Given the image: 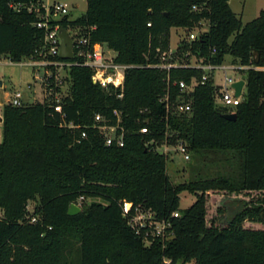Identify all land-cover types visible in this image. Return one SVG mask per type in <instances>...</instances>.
<instances>
[{"label": "trees", "instance_id": "1", "mask_svg": "<svg viewBox=\"0 0 264 264\" xmlns=\"http://www.w3.org/2000/svg\"><path fill=\"white\" fill-rule=\"evenodd\" d=\"M11 1L30 0H0V57L20 62L42 47L43 31L34 25V13L12 10ZM202 23L206 29L190 40ZM61 25L80 27L112 49L116 62L141 67L125 70L121 97L93 83L88 66L71 65L69 95L59 111L52 101L3 106L0 264H164V258L169 264H264V229L245 225H264V70L253 68H264V9L243 23L229 0H86L84 14L66 15ZM171 28L184 32L175 54L183 64L191 57L222 64L230 55L232 64L249 66L240 70L245 91L231 110L234 120L222 117L228 110L215 102L210 78L183 94L191 110L169 115L166 125L159 97L167 71L146 65L160 62L157 48L169 47ZM202 73L171 68L170 100L180 95L174 82L189 83ZM114 109L126 131L121 147L106 145L91 127L95 113L113 120ZM63 121L80 127L65 128ZM143 125L149 134L139 132ZM82 127L87 135L76 142ZM165 133L187 144L188 180L173 181L169 160L145 146ZM209 164L216 169L209 171ZM183 191L195 198L180 208ZM213 195L229 197L237 209L212 205ZM29 201L35 202L31 212ZM71 202L80 206L76 215L67 214ZM124 202L131 204L129 214L137 207L168 222V237L146 243L128 223ZM33 215L36 222L28 219Z\"/></svg>", "mask_w": 264, "mask_h": 264}, {"label": "built area", "instance_id": "2", "mask_svg": "<svg viewBox=\"0 0 264 264\" xmlns=\"http://www.w3.org/2000/svg\"><path fill=\"white\" fill-rule=\"evenodd\" d=\"M9 7L12 10L19 11L25 9L29 13H34L37 17L34 25L43 31V45L36 51L34 56L28 57L29 64L36 71V77L38 76L39 69L43 70L42 75V84L44 87V98L40 102H43L45 97L51 95L54 90L52 79L55 77L54 71L58 68H66L71 65H84L88 66L92 70V81L93 83L98 84L101 88L109 91L110 89L118 90V96H122L123 82L125 70L129 67H141V65H132V64H123L115 61L116 53L113 55L107 56L105 54V44L98 41H91L89 36L81 33L80 27L66 28L72 41V52L73 57L71 59H56V56H59L60 50V37L59 29L62 27L61 20L66 15H69L70 7L66 2H46L44 0H30L29 2H9ZM193 9H197V6L194 5ZM150 25V23H148ZM205 29H201L204 31ZM197 32H190L189 39H195ZM108 48V47H107ZM109 49V48H108ZM176 47L169 45L168 48L160 50L157 48L158 56L160 62L158 64H148L147 67H157L167 71L166 83L167 87L164 92L159 97V101L163 104L165 108V123L167 125L168 116L171 114H184L188 113L191 110L190 104L184 99L183 94L193 91V88L197 84H203L206 80L212 79L214 85L217 86L215 91V102L225 108H228L227 113H231V110L240 103L243 95V88L241 89V94L239 96L235 95V89L232 86V83L239 80L232 79L231 77L224 76V85L217 84L214 78V70L219 69L222 64H212V63H200L195 60V62H189V64H183L178 59L176 54ZM112 50V49H110ZM215 50L213 49V52ZM195 67L202 69L203 73L200 78L192 77L190 82L187 83L184 80L180 79L177 84L180 95L176 101L170 100L169 92V75L168 72L171 68L174 67ZM231 68L235 69H247L249 66L239 65L232 66ZM256 70H264L257 66H253ZM242 79V78H241ZM55 84V83H54ZM57 86V84H56ZM47 101L54 102V108L60 110V102L58 99L55 101L48 98ZM9 103L13 106H22L24 101L22 100V94L20 91H16L13 94L12 99ZM52 105V104H51ZM113 120L105 117L100 113H95L91 120V127L97 129L100 134L103 136L105 144L116 146H123L125 141V128L122 125L121 113L114 109L112 111ZM61 126L68 129H77L80 126L74 124L73 122L60 123ZM139 132L142 134H149L150 129L147 125L140 127ZM87 135L86 128L82 127L80 129V135L76 138V142H80L82 138H85ZM145 146L149 147L151 150L156 151L164 155L168 160H172L175 155H179L181 161H188L190 159V152L188 150L187 144L182 140H176L172 142L167 137L165 133L164 137L160 140L152 136L150 139L145 141ZM82 200V197L78 199V202ZM78 204V203H76ZM79 205V204H78ZM131 204L129 202L123 203V213L128 217V223L134 228L135 233L142 236L143 240L146 243L151 242V238L159 237L163 239L168 237L169 232L165 231V228L168 227L169 223L165 221H155L152 218L150 212H142L139 208H135L134 214H129ZM28 209V207H27ZM174 216H177L178 213L174 212ZM137 218V220L135 219ZM30 222H36V216H28ZM164 264H169L170 260L167 258L163 259Z\"/></svg>", "mask_w": 264, "mask_h": 264}, {"label": "rangeland", "instance_id": "3", "mask_svg": "<svg viewBox=\"0 0 264 264\" xmlns=\"http://www.w3.org/2000/svg\"><path fill=\"white\" fill-rule=\"evenodd\" d=\"M46 2H66L69 4L70 11H69V17L70 18H77L84 14L86 10V0H44ZM231 9L239 16V13L241 10L243 11V15L241 18V21L243 23L251 20L253 16H256L257 11L261 8L264 9V0H231L230 1ZM69 28L73 29L72 26H69ZM201 29H206V24L202 23L201 28L195 29L192 32L201 31ZM184 32L180 28H171L170 34H169V43L170 46L176 47L178 45V42L180 41L181 37L183 36ZM105 48V54L107 56L115 54L113 50ZM231 56L225 55L224 61L222 63V66L219 69L214 70V78L215 82L217 84L224 85V76L231 77L232 79H238L243 78V74L240 71L241 68L235 69L229 67V65H234L231 63ZM29 62L28 57L24 58L20 62H12L10 61L6 56L0 57V141L2 138V109L5 104H9V101L12 99L13 94L16 91H20L22 94V100L24 103H34V102H40L44 98V87L42 84V75L43 70L39 69L38 76L36 77V71L35 68L30 66L29 64H26ZM190 62H195V58L191 57ZM235 66V65H234ZM239 66V65H236ZM55 77H53L52 82L54 86L53 93L47 97H45L44 101H47L48 98H51V100L55 101L56 99L61 102L64 97L69 95L71 80L68 73V69L66 68H57L54 71ZM55 83V84H54ZM57 84V86H56ZM30 85V86H29ZM245 91V88H243V93ZM228 109V108H226ZM229 110V109H228ZM212 156L208 157L207 162L211 163ZM168 165V174L170 175L171 179L173 181H185L188 180L192 173L190 169H188V164L184 161L180 160L179 155H175L172 160H169L167 162ZM213 169H216V166L214 164L208 165V170L213 171ZM194 195L183 191L180 193V201H179V207L185 208L188 205H190L194 201ZM224 204L227 207L229 205H233L232 207L237 209L238 205L237 202L232 203V200L228 197L224 196H212V205L217 204ZM35 205L34 201L28 202V210L31 212L33 209V206ZM2 216V211L0 210V217ZM137 220V218H135ZM227 220L229 217L226 218ZM225 219V220H226ZM246 227L248 228H255V229H264V225L257 222H246Z\"/></svg>", "mask_w": 264, "mask_h": 264}, {"label": "water", "instance_id": "4", "mask_svg": "<svg viewBox=\"0 0 264 264\" xmlns=\"http://www.w3.org/2000/svg\"><path fill=\"white\" fill-rule=\"evenodd\" d=\"M59 37H60V50H59V57L61 59H71L73 57L72 52V41L71 37L66 28L61 27L59 29ZM259 53L258 51H254L253 53V61L255 63L258 62ZM245 81L243 79H239L232 83L233 88L235 89V95L239 96L241 94V89L244 85ZM1 85V81H0ZM222 117L228 120L235 119V113H223ZM1 119V118H0ZM80 211V206L74 202L69 203L67 208L68 215H76Z\"/></svg>", "mask_w": 264, "mask_h": 264}, {"label": "crops", "instance_id": "5", "mask_svg": "<svg viewBox=\"0 0 264 264\" xmlns=\"http://www.w3.org/2000/svg\"><path fill=\"white\" fill-rule=\"evenodd\" d=\"M230 1L231 0H229V5H230ZM231 7V6H230ZM261 9H263V8H261ZM261 9H259L258 11H257V14H256V16L259 14V11L261 10ZM233 11V10H232ZM234 12V11H233ZM239 13V16L240 17H242V15H243V11L241 10L240 12H238ZM256 16H253V18H255ZM253 18H251V19H253ZM250 21V20H249ZM30 86V85H29Z\"/></svg>", "mask_w": 264, "mask_h": 264}]
</instances>
